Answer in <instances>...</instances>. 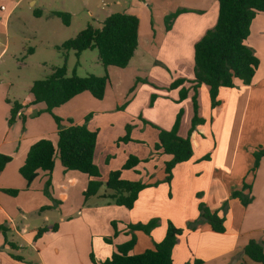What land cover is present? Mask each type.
I'll use <instances>...</instances> for the list:
<instances>
[{
    "label": "crops",
    "instance_id": "0c3cea01",
    "mask_svg": "<svg viewBox=\"0 0 264 264\" xmlns=\"http://www.w3.org/2000/svg\"><path fill=\"white\" fill-rule=\"evenodd\" d=\"M66 1L64 3L72 4L73 0ZM84 1L87 11L93 16L91 0ZM20 2L22 0H18L15 5ZM30 2L31 6L38 3L37 0ZM150 2L154 4V0ZM119 4L120 1L115 0V5ZM44 6L47 7L38 9L41 11L40 17H36L33 12L35 19H59L50 14L62 10L72 17L76 15L72 6L62 7V10L47 9L51 8L48 4ZM107 7L105 19L117 13L109 11L110 6L105 3L99 11L104 13ZM14 9L15 6L8 11L1 6V11L7 14L0 25L6 28ZM179 9L188 11L176 18L169 31L165 28V22L158 30H154L151 12L149 16L138 8L119 12L134 15L140 21L138 48L129 65L126 68H107L110 84L103 100L83 92L56 108L54 113L64 120L63 127L70 125L68 119L73 120V124H83L85 118L92 115L87 125L90 130L97 132L105 124L114 129V123L120 120L119 130L107 128V134L114 140L123 135L131 118L144 125H148L146 121L170 130L182 111L178 134L185 138L192 125L193 97L196 96L199 116L205 123L199 127L203 135L195 133L192 137L193 157L176 166L171 184H168L165 182V163L172 157L160 152L155 164L148 150L138 153L136 156L141 160L148 159L149 162L144 163L147 169L142 171L138 165L135 171H124L122 178L137 181L138 177L143 176V182L151 186L140 193L131 210L103 198L105 193L100 192L82 203V198L80 200L78 195L76 198L77 188H72L71 184L78 182L82 190H86L89 177L81 172L78 174V171H65L60 160L56 161L51 175L40 172L28 185L19 170L30 147L40 139L57 141L58 138V126L45 111L46 105H32V83L25 99L15 96L14 99L6 100L9 112L13 102L27 106L20 110L11 127L6 123L10 118L9 112L0 107V154L12 157L0 173V227L8 230L7 236L0 232V264H93L90 259L92 253L97 262H102L112 256L117 246L130 240L129 224L148 223L154 218H158L160 223L150 235L135 232L137 243L131 251L132 255L154 249L155 243L161 242L166 235L167 222L172 221L176 227L184 229L173 250V264H186L195 259L202 264H260L249 259L244 248L251 240L264 247V157L256 174L252 176L250 173L254 164V151L264 147L263 40L252 43L255 30L264 36V13L257 15L246 42L260 59V67L253 82L244 85L237 80L234 88H221L218 95L220 105L213 109L206 85H201L197 91L189 82L171 90L168 87L179 79H194V46L207 31L216 26L218 0H182L178 5L158 6L156 12L160 13L157 17L165 20L167 15ZM104 20L100 21V27ZM25 21L24 18L22 22ZM71 24L65 27L70 28ZM52 43L59 46L55 41ZM6 51L4 49L1 52L0 59ZM134 79L142 80L141 85L130 99L125 98ZM145 80L148 83H144ZM182 89L187 90L188 94L180 101ZM153 95L157 98L151 103ZM61 107H67V110L62 111ZM120 107H124L121 114ZM99 132L97 145L101 139ZM243 182L252 185L253 201L247 207L232 197L233 191L240 190ZM4 190H19V194L12 196ZM198 194H201L200 198ZM201 202L210 210L218 211L220 216L225 215L224 233L213 231L209 224H203L196 230L187 229L188 222L199 218L198 206ZM225 203L228 204L226 214L222 211ZM40 219L42 223L39 225ZM113 221L117 222L118 236H114ZM55 224H58V230L54 234L36 238L39 228H52ZM10 243L15 244V249ZM28 249H33L36 257L25 258L23 251Z\"/></svg>",
    "mask_w": 264,
    "mask_h": 264
},
{
    "label": "trees",
    "instance_id": "16d2710c",
    "mask_svg": "<svg viewBox=\"0 0 264 264\" xmlns=\"http://www.w3.org/2000/svg\"><path fill=\"white\" fill-rule=\"evenodd\" d=\"M219 15L216 26L196 42L194 46V79L188 81L179 79L174 81L169 89H175L189 82L193 84L195 91L201 86L209 87L211 107L215 109L220 105L218 95L221 88H234L236 81H241L244 85H250L260 67V59L254 50L247 45V40L252 32L253 23L258 14L264 13V0H218ZM186 9H179L165 17V28L171 30L176 18L187 12ZM36 17L41 16V11L35 10ZM62 20L66 26L70 25L71 14L63 11H53L50 14ZM140 21L138 17L127 13H114L108 16L100 28L88 25L75 38L65 41L57 49L64 52V63L56 68L51 75L42 80L34 81L30 93L33 96L32 105L44 103L46 112L55 120L58 126L57 141L51 139H40L34 143L26 156L23 166L20 168V175L30 185L39 175L45 172L51 175L55 169L57 159L60 160L65 171H78L87 175L90 179L84 193L85 200L98 195L103 186L100 170L95 163V152L98 141V132L90 130L87 123L92 115L85 118L83 124H73L74 121L68 119V127H63V119L55 115L54 110L72 100L83 92H89L98 100H103L106 94L110 78L107 68L110 66L126 68L138 48ZM74 51L79 59L84 51L97 50L99 60L104 66L106 73L104 76L88 75L80 77L74 69L71 76H68L67 61L68 53ZM79 65V62H77ZM187 90L180 92V101L187 97ZM156 95L153 96L154 101ZM8 103L10 101L8 100ZM24 107L18 102H13L10 118L8 122L12 125L20 110ZM194 116L188 136L183 138L178 134L183 112L177 115L175 123L170 130L158 128L146 121L158 130V140L155 144V151L171 156V160L165 163V182L171 184L173 170L177 165L189 161L194 155V145L192 137L195 133L201 135L199 127L205 120L199 116V106L197 97H193ZM25 122V117L22 118ZM132 126H126V135L118 141H130ZM254 164L250 171L254 176L260 166V161L264 157V147L257 148L254 153ZM12 160L11 156L0 154V173ZM147 160H141L137 156L130 155L124 165L108 175L106 187L112 193L103 194V198L113 201L117 206L131 210L140 193L151 185L137 180L131 181L122 178L124 171L136 170V167ZM50 185V182L47 184ZM154 185H158L155 183ZM153 185V186H154ZM252 185L243 182L240 190H235L232 197L239 199L247 207L253 201L251 195ZM5 193L16 196L19 190H4ZM201 197V194H198ZM228 204L223 205L222 211L226 214ZM199 218L190 221L187 229L196 230L203 224H209L213 231L224 233L226 231V217L220 216L218 211L210 210L207 205L201 202L198 206ZM160 220L154 218L148 223L129 224L128 229L131 238L126 243L117 246L112 256L102 262H97L93 253L90 259L93 264H173V250L178 242V238L183 235L184 229L178 228L172 221L167 222L166 235L164 239L155 243L154 249H148L140 254H131L137 238L136 231L150 235L159 226ZM112 226L115 235H119L117 222L113 221ZM58 224L52 228L43 227L37 230L36 238L39 239L46 234L56 232ZM0 232L7 236L8 230L0 227ZM108 241V240H106ZM15 249V244H9ZM245 255L252 261L264 264V247L254 240H251L244 248ZM15 259L23 261L22 258ZM186 264H202L198 259Z\"/></svg>",
    "mask_w": 264,
    "mask_h": 264
},
{
    "label": "rangeland",
    "instance_id": "374dc122",
    "mask_svg": "<svg viewBox=\"0 0 264 264\" xmlns=\"http://www.w3.org/2000/svg\"><path fill=\"white\" fill-rule=\"evenodd\" d=\"M17 1L18 0H0V15L2 17L0 23L3 22V18L7 14V12L1 11V6L6 7L8 11L15 6V9L9 17L10 19L7 22L6 28L3 24L0 25V54L4 49H7L3 57L0 59V107H2V109H6L8 112L10 108L9 104L6 103L7 99H14L15 96L25 99L29 95V85L34 83L36 80L47 78L56 68L63 65L64 52L57 49L52 41H55L60 46L65 41L75 38L89 24L95 28L100 27V21L105 19V13L108 10L107 7L104 13L99 11V8L103 3L110 6L109 11L112 10L117 13L129 11L131 8H138L142 11V13L148 16L151 12V14H153L154 30H158L161 24L164 23V19L157 17V14L160 13V11L157 13L156 7H170L171 5H178V3L180 4L182 0H154V4L153 2H150V0H119V5H115V0H91L90 5L92 7L91 11L93 12V16H91L89 11H87L85 6L86 2L84 0H73L72 4L70 2L64 3L66 0H37L38 3L35 6H31V0H22V2L15 5ZM47 4L48 6H51V8L49 7L47 9L53 10H62V7L69 8L72 6V10L76 12V15L71 17V27H65L61 19H43L41 21L35 19L33 12L38 9H44L43 7H47L44 5ZM24 18L26 21L22 22ZM260 34H257L256 30L254 31L252 43L263 40V46H261V48H263L264 55V36H261ZM7 45L8 48H6ZM31 50H33V52H30ZM262 59L264 61V56H262ZM77 62H79V65H77ZM74 69H76V73L80 77L92 74L100 77L104 76L106 73L104 66L99 60L97 50L84 51L79 59H77L73 50L70 51L68 53L67 61L68 76L72 75ZM133 81L134 82L130 88L127 91V88L125 89V98L129 97L130 99L132 94L138 89V87H140V83L142 82V80L139 81L137 79H134ZM147 81L145 80L143 82L145 83ZM152 99L151 103H153ZM124 107L119 108L120 114L123 112ZM61 108L62 109L60 110L62 111L67 110V107ZM9 116L10 112L8 114V118ZM119 118L120 117H118V119ZM119 122L120 120H117L114 123V129L119 130ZM6 123L8 127L13 125H10L8 120H6ZM128 124L132 126L130 141H118L126 135V128H124L123 135L114 140H112L111 136L107 134V128L114 130L112 129V126L105 124L102 128H100V132L98 130L101 139L96 147L94 160L100 170L101 181L103 182L100 193L113 192L112 190H108L106 187L108 175L111 171L120 169L130 155L136 156L138 153L148 150L151 156H153V160L155 159V164H157L160 157L155 151V144L158 139V130L150 124L158 128L160 127L154 123L144 125L137 120L133 121L132 118ZM57 160L59 161V159ZM144 163L146 162L139 164L142 171L147 169V165ZM154 167L155 166H153V168ZM71 172L73 173L76 171ZM144 172H147V170ZM78 174L81 173L78 172ZM138 180L145 181L143 176L138 177ZM71 185L72 188H77L75 195H78L80 200L82 198V203H84V193L86 190H82V187L78 182L75 184L72 182ZM68 186L69 185H66V187ZM78 196L76 197L77 199ZM91 203H93V201L90 202V204ZM41 223L42 219L39 220L38 224L40 225ZM54 233L55 232H51V235ZM23 252L24 257L27 259L29 256L36 257V252L33 249H28Z\"/></svg>",
    "mask_w": 264,
    "mask_h": 264
}]
</instances>
